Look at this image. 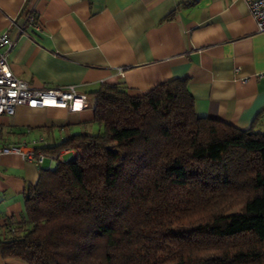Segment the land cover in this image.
Listing matches in <instances>:
<instances>
[{
    "label": "trees",
    "instance_id": "1",
    "mask_svg": "<svg viewBox=\"0 0 264 264\" xmlns=\"http://www.w3.org/2000/svg\"><path fill=\"white\" fill-rule=\"evenodd\" d=\"M94 96L100 130L41 149L75 156L40 170L3 259L264 264V134L197 117L183 80Z\"/></svg>",
    "mask_w": 264,
    "mask_h": 264
},
{
    "label": "crops",
    "instance_id": "2",
    "mask_svg": "<svg viewBox=\"0 0 264 264\" xmlns=\"http://www.w3.org/2000/svg\"><path fill=\"white\" fill-rule=\"evenodd\" d=\"M4 32L15 43L14 76L33 89L75 87L85 106L0 116V147L42 138L35 147L52 148L96 134L94 93L120 87L140 97L171 80L186 81L197 117L264 134V33L244 0H0ZM74 156L62 151L57 161ZM55 164L0 156V241L9 223H24L26 191ZM0 264L25 263L0 253Z\"/></svg>",
    "mask_w": 264,
    "mask_h": 264
},
{
    "label": "built area",
    "instance_id": "3",
    "mask_svg": "<svg viewBox=\"0 0 264 264\" xmlns=\"http://www.w3.org/2000/svg\"><path fill=\"white\" fill-rule=\"evenodd\" d=\"M255 22L258 33H264V0H244ZM26 23L37 28L35 17L31 13L24 16ZM7 32L0 33V116H13L19 107L29 109L57 108L76 112L85 106V97L77 93L75 87L33 89L27 82L18 79L10 70L7 55L14 46ZM78 106L79 108H76ZM43 139L22 141L0 147V156L15 155L26 163L39 168L43 162L55 164L60 153L49 154L35 147Z\"/></svg>",
    "mask_w": 264,
    "mask_h": 264
},
{
    "label": "rangeland",
    "instance_id": "4",
    "mask_svg": "<svg viewBox=\"0 0 264 264\" xmlns=\"http://www.w3.org/2000/svg\"><path fill=\"white\" fill-rule=\"evenodd\" d=\"M69 159L68 157H65V160Z\"/></svg>",
    "mask_w": 264,
    "mask_h": 264
}]
</instances>
